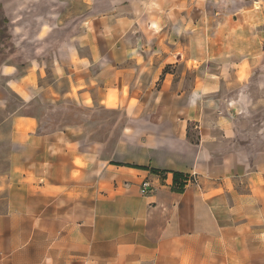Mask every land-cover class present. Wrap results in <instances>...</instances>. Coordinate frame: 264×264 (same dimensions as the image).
Here are the masks:
<instances>
[{
  "label": "crops",
  "instance_id": "crops-1",
  "mask_svg": "<svg viewBox=\"0 0 264 264\" xmlns=\"http://www.w3.org/2000/svg\"><path fill=\"white\" fill-rule=\"evenodd\" d=\"M20 1L4 0L6 14L12 19L21 14L29 36L26 33V42L20 43L24 72L17 65H4L0 71V125L10 124L0 264H264V143L254 149L261 139L243 136L236 113L243 108L263 112L264 93H247L253 75L237 64L242 57L239 37L219 47L225 58L219 72L195 75L190 86L183 84L186 73L167 69L183 62L188 68L201 64H193L189 52L185 57L171 43L162 47L167 53L159 59L136 63L129 57L123 61L122 87L106 86L99 104L87 76L84 85L76 86L67 74L69 87L64 91L57 83L48 87L39 80L49 64L59 79L66 69L86 63L107 72L105 81L118 69L97 58V45L83 44L82 34L74 36L75 44H61L77 23L53 27L42 21L61 12L52 0H25L27 6L18 11ZM178 2L167 0V5ZM92 13L76 20L95 25ZM46 27L50 32L45 35ZM233 29L230 34L240 35L238 26ZM85 46L89 57L78 53ZM250 47L262 91L264 42L256 39ZM211 83L217 87L210 89ZM242 88L246 95L240 97ZM12 92L21 98L14 110L9 103ZM59 100L74 105L65 108L68 121L44 124L45 110L61 114ZM35 101L42 103L40 114L32 111ZM102 108L122 111V127L110 147L96 132ZM70 112L73 120L66 116ZM174 172L183 175L174 179ZM189 174H196L198 183L178 192ZM144 181L151 183L145 195L140 191ZM100 200L107 202L101 206ZM104 208L105 222L100 219ZM104 225L114 229L100 238Z\"/></svg>",
  "mask_w": 264,
  "mask_h": 264
},
{
  "label": "rangeland",
  "instance_id": "rangeland-1",
  "mask_svg": "<svg viewBox=\"0 0 264 264\" xmlns=\"http://www.w3.org/2000/svg\"><path fill=\"white\" fill-rule=\"evenodd\" d=\"M49 1L51 2V0ZM20 2L17 5L18 11L27 6L25 0ZM52 2L54 7L61 11L59 12L60 15L57 13L58 18L45 17L42 21L48 25L51 23L53 27H56L58 22L62 24L72 20L77 23L65 32L61 44L65 45L70 41L75 44L74 36L82 34L86 36V38H82V43L97 45L95 50L97 58L109 61L110 65L118 69V72L117 75L113 74L109 78L111 80L105 81L103 76L107 72L101 70L98 64L86 63L81 67L79 66V69H75L74 66L66 69L67 73L64 71L63 78L59 79L54 65L49 64L45 69L46 73L39 80L41 85L49 87L57 83L59 88L64 91L69 87L67 74L72 76L73 81L78 84L76 86L84 85V78L87 76L86 83L91 87L89 90L97 97L96 100L100 104L103 98L102 92L106 86L113 88V90H116L118 86L119 89L122 87L123 61L125 59L132 57V59L134 58L132 62L143 58L147 60L159 59L167 53V50H163L162 47L166 48V44L171 43L176 47V52H180L183 56L186 57L189 52L194 59L193 64H201V66L197 64L196 67L188 68L183 62L179 67L172 66L167 69L178 74L186 73L188 81H184L183 84L190 86L191 79L195 75L203 76L208 70L212 73L219 72L220 66L225 62V58L219 55V47L224 40L228 41L231 37L238 36L242 41V49L240 50L242 57L237 59V64L240 65L239 68L242 69L243 73L253 75L251 81L246 85L248 87L247 93L252 94L253 97L262 96L264 93V90L260 91L257 87L256 77H254V73H257L256 70L254 71V48L250 47V43L255 42L256 39L264 42V0H179L176 5L172 6L167 5V0H56L55 2L52 0ZM4 4V0H0V71L4 65H17L20 71L24 72L22 68L26 67L24 63L25 51L20 43L26 42L28 31L24 30L25 24L21 23V20L24 19L21 14H18L14 19L9 18ZM92 12L95 13V25L88 27V22L83 23L82 20H76L82 15H92ZM153 22L156 25H153ZM235 26L241 29L240 35L230 34L234 32ZM49 28L46 29L45 35L50 32ZM243 28L246 29L243 30ZM17 29L19 31L16 33L15 30ZM27 35L29 36V33ZM78 53L81 56H91L87 46L82 50L78 49ZM146 67L148 66L143 67L142 65L143 69ZM125 68L128 69L126 65ZM113 72H115L114 69ZM146 72L148 71L146 70ZM0 82H4L1 74ZM215 87H217L215 83H211L210 89ZM244 89L242 88V91L238 92L240 97L246 95ZM38 91L36 90V92ZM112 99L116 103L113 97H111ZM9 103L12 110L19 107L21 98L17 92H12ZM57 104L63 108L61 114L58 115V112L54 110H45L41 115L44 118L42 119L44 124L51 120L68 121L64 116L67 111L65 108L73 104H66L61 100ZM41 105L42 103L36 102L34 110H32L33 113L40 114L44 111ZM106 110L102 108L98 112L97 119L100 124L96 132L100 142L106 140L110 147L120 133L122 111L116 108L114 112ZM73 113L70 112L66 116H72L70 120H73ZM236 113L243 136L247 137L253 134L254 137L260 138L261 141L254 145V149L262 148L264 143V111L250 113L243 108ZM3 116L4 114L0 112V122L3 120ZM105 121L107 122L106 126H104ZM9 135L10 124L7 122L0 125V214L6 211L8 202L10 182L8 176L10 165ZM127 193L130 192L127 191ZM141 194L145 195L146 193L141 192ZM135 198L140 200L139 196ZM105 202L107 201L100 200V205H105ZM112 212L116 214L120 211ZM106 214V208L100 211V219L102 217L101 220L104 222L107 218ZM131 226L135 227L136 225ZM113 229L114 227L108 225L100 226V238L112 234Z\"/></svg>",
  "mask_w": 264,
  "mask_h": 264
},
{
  "label": "built area",
  "instance_id": "built-area-1",
  "mask_svg": "<svg viewBox=\"0 0 264 264\" xmlns=\"http://www.w3.org/2000/svg\"><path fill=\"white\" fill-rule=\"evenodd\" d=\"M198 180H197V175L196 174H189L188 177H186L183 181V186L179 185L177 189H179V187H181L182 189H185L186 186L190 185V184H197ZM151 187V183L149 181H144L141 185V189L140 191L142 193H147L150 190Z\"/></svg>",
  "mask_w": 264,
  "mask_h": 264
},
{
  "label": "trees",
  "instance_id": "trees-1",
  "mask_svg": "<svg viewBox=\"0 0 264 264\" xmlns=\"http://www.w3.org/2000/svg\"><path fill=\"white\" fill-rule=\"evenodd\" d=\"M119 165H123V164H119ZM128 166H131V167H134V168H138V169H145V168H146V167H143V166H133V165H128ZM151 171H152V172H158V171H161V170L152 168ZM182 175H183V174H181V173H179V172H174V179H178V178L181 177ZM186 177H188V175L183 176V181H184V179H185ZM183 181H182V183H183ZM182 183L180 184L181 186H183ZM183 190H184V189H182L181 187H179V189H177L178 192H182Z\"/></svg>",
  "mask_w": 264,
  "mask_h": 264
}]
</instances>
